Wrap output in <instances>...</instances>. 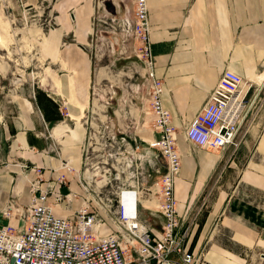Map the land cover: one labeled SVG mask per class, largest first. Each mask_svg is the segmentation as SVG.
Here are the masks:
<instances>
[{
	"label": "crops",
	"instance_id": "obj_1",
	"mask_svg": "<svg viewBox=\"0 0 264 264\" xmlns=\"http://www.w3.org/2000/svg\"><path fill=\"white\" fill-rule=\"evenodd\" d=\"M112 4L110 16L119 18L121 4L114 0ZM147 4L155 75L162 80V105L173 125L183 126L195 115L227 67L243 77L241 93L249 102L235 135V150L231 145L215 150L200 147L179 131L174 134L181 155L174 184L177 211L193 220L186 248L200 255L199 264H264V0H147ZM57 11L61 14L52 44L58 46L66 36L74 43L66 46L67 63H61L70 74L63 76L64 82L54 75L51 82L72 108L61 114L59 98L49 95L56 105L45 113L30 93H23L13 110L0 116V224L22 223L19 212L29 203L31 181L38 176L41 189L52 187L47 199L57 216L72 217L88 190L95 191L81 174L85 131L78 120L95 99L102 105L114 99L119 84L113 80L112 65L128 57L112 44L113 60L99 63L95 71L90 38L113 35L102 27L94 32L90 0H61ZM96 55L99 60L101 55ZM104 117L122 125L119 110H99L97 118ZM129 127L143 144L159 135L148 114H136ZM146 150L155 167L164 168L158 151ZM152 171L159 175L154 166ZM9 202L12 215L7 218L2 209ZM152 215L159 217L152 224L159 233L162 214ZM102 216L99 234L114 228Z\"/></svg>",
	"mask_w": 264,
	"mask_h": 264
},
{
	"label": "built area",
	"instance_id": "obj_2",
	"mask_svg": "<svg viewBox=\"0 0 264 264\" xmlns=\"http://www.w3.org/2000/svg\"><path fill=\"white\" fill-rule=\"evenodd\" d=\"M130 1L131 11L127 9L119 18L98 12L94 19L97 23L93 25L98 28L104 24L113 35L111 44L112 39L119 42V54L135 56L144 66V93L159 133L147 145L155 148L165 162L164 168L155 167L158 178L146 187L149 198L155 194L158 211L162 214L159 233L139 216L138 203L142 195L135 189H121L116 198L109 197L107 201L95 190L96 210L90 208L87 195L72 217H61L54 214L53 204L47 199L53 192L52 187L41 189L38 176L31 181L33 193L29 203L19 212L22 223L19 226H13L10 221L0 224V264L200 263V255L188 250L185 243L193 220L177 211L174 184L181 168V155L174 135L176 126L171 122L169 110L162 105L163 83L155 75L147 0ZM243 84L238 72L228 67L223 69L206 101L184 124L185 138L208 149L231 145L235 150L238 144L235 135L249 105L246 93H241ZM134 144L140 147L139 143ZM125 190H132L137 199L123 198ZM60 198L56 196V200ZM99 208L114 224L105 234H99L104 221ZM2 214L11 217V202L2 209Z\"/></svg>",
	"mask_w": 264,
	"mask_h": 264
},
{
	"label": "rangeland",
	"instance_id": "obj_3",
	"mask_svg": "<svg viewBox=\"0 0 264 264\" xmlns=\"http://www.w3.org/2000/svg\"><path fill=\"white\" fill-rule=\"evenodd\" d=\"M60 1L0 0L1 117H5L14 109L15 99L23 93H30L35 100L40 96L48 99H50L49 95H53L56 99L58 97L57 106L61 114L66 115L68 109L72 108L70 103L66 102L65 97H61L65 94L51 82L54 75L60 77L64 82L63 76L71 72L68 66L63 68L61 63H67L63 56L64 51L66 46L74 41L66 36L57 46L55 42L52 44L51 39L59 25L58 17L61 13L57 11V6ZM114 1L121 4L119 16L123 15L127 9L132 10L130 0ZM90 2L91 24L93 28L95 27L94 32H96L98 25L94 26L93 23H97L94 21L97 13H108L109 15L114 13L113 0H90ZM103 26L104 24H101L99 28ZM101 30L110 33L105 26ZM110 34L112 35V33ZM95 37L96 35L94 40L93 37L92 40L90 38V47L91 59L95 63L94 70L96 71L101 66L99 63H108V60H113L112 44L116 45L117 40L112 39L111 41L114 42L111 44L110 36L99 37V39ZM118 51L117 53H119ZM96 54L101 55L99 60H97ZM112 66L113 80L119 84V89L115 90L114 99H110L105 105L95 99L93 105L86 107L87 109L78 120V122L81 121L85 131L81 174L91 188L103 195L104 200L109 197L116 198V194L124 188L135 189L146 199L150 196L146 187L152 185L158 178L152 171L153 166L156 171L155 160L153 156L150 159L148 155L146 150L148 145L143 144L137 134L130 131L129 127L136 114H148L153 117L150 103L147 100L148 96L144 93L146 89L144 66L132 55L128 59L116 60ZM61 88H63L62 85ZM97 91L96 84L91 88V95H96ZM53 103L55 107L56 104L54 101ZM40 108L42 109L41 106ZM102 109L107 113L119 110L122 125L119 126V122L115 118L98 119L97 112ZM92 113L94 116L90 115ZM178 131L185 138L184 125L176 126L175 132ZM134 142L139 143L140 147H136ZM151 164L152 167H150ZM87 195L89 203L93 200L92 203L98 205L93 191L88 190ZM155 199V194H153L151 202H143L150 208L144 207L141 202L138 203L139 216L151 225L154 222H159V217L152 215L153 213L158 214V205ZM99 212L101 215H105L101 208H99Z\"/></svg>",
	"mask_w": 264,
	"mask_h": 264
},
{
	"label": "trees",
	"instance_id": "obj_4",
	"mask_svg": "<svg viewBox=\"0 0 264 264\" xmlns=\"http://www.w3.org/2000/svg\"><path fill=\"white\" fill-rule=\"evenodd\" d=\"M37 98V103L42 107L43 111L46 113L50 108L54 107V103L51 99L44 98L43 96H40Z\"/></svg>",
	"mask_w": 264,
	"mask_h": 264
},
{
	"label": "bare ground",
	"instance_id": "obj_5",
	"mask_svg": "<svg viewBox=\"0 0 264 264\" xmlns=\"http://www.w3.org/2000/svg\"><path fill=\"white\" fill-rule=\"evenodd\" d=\"M52 79H53V78H52ZM57 79H59V77H58ZM58 83H59V80H58ZM122 197H123V198H128V199L131 200V201H133L134 198L137 199V196H134V192H133L132 190H125V191H123V192H122ZM148 199H150V200H148ZM152 200H153V199H152ZM155 200H157V199H155ZM140 201H141V203H142V202H144V203H148V202H151V198H146V199H144L143 196H140Z\"/></svg>",
	"mask_w": 264,
	"mask_h": 264
}]
</instances>
